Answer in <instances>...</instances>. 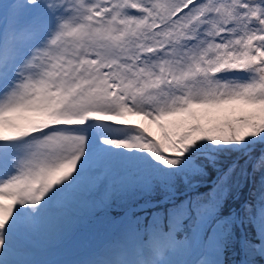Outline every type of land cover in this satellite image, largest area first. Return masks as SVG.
Here are the masks:
<instances>
[{"label": "snow or ice", "instance_id": "1", "mask_svg": "<svg viewBox=\"0 0 264 264\" xmlns=\"http://www.w3.org/2000/svg\"><path fill=\"white\" fill-rule=\"evenodd\" d=\"M74 207L151 228L89 264L264 258V0L0 2V264Z\"/></svg>", "mask_w": 264, "mask_h": 264}, {"label": "rangeland", "instance_id": "2", "mask_svg": "<svg viewBox=\"0 0 264 264\" xmlns=\"http://www.w3.org/2000/svg\"><path fill=\"white\" fill-rule=\"evenodd\" d=\"M0 2L11 4L15 0H0ZM10 14L11 10L9 9ZM83 209L85 208L74 207L70 210L67 218H53L43 222L34 237L27 244L22 245L10 259L35 262V264H89L91 261L113 258L112 253L117 250L123 252L120 258H128V250L125 249V245L128 246V249H131L140 244H151L148 235L151 232L150 227L145 228L143 226L139 228L140 240L136 241L126 238L123 229L124 220L117 218L101 235L103 237L107 234L103 242L100 241L101 236H99L85 249L69 253L73 240L82 235L81 230H76V227L74 230L73 225L82 214ZM89 234L91 235L92 232H89ZM187 239L188 234L181 237L176 236V244H184ZM136 258L142 259L144 257L138 256ZM165 258L189 260L195 257L191 252H184L177 247L170 249Z\"/></svg>", "mask_w": 264, "mask_h": 264}, {"label": "trees", "instance_id": "3", "mask_svg": "<svg viewBox=\"0 0 264 264\" xmlns=\"http://www.w3.org/2000/svg\"><path fill=\"white\" fill-rule=\"evenodd\" d=\"M260 152V146L257 145L255 152L253 153V155H258ZM259 179V173H257V180ZM252 187L251 182L249 181L245 187L242 190L241 196L242 198H246L248 196L249 193V189ZM184 189V185L180 184L178 191H182ZM203 190V189H201ZM164 193L157 190L155 192H153L151 194L150 197H154V198H160ZM185 193L183 194H179L178 196H183ZM149 198L148 196H145L143 194H137L135 195L131 201H127V202H131V203H136L142 199H146ZM231 202V201H230ZM118 203H122V202H118ZM120 209L116 208L114 209L110 214L106 215L104 213V211L100 208H95L92 209L91 211H89L88 209L83 211L82 217H81V225L82 228L81 230L85 232V230L87 228H94L97 227L99 228L98 231L104 230V228L106 227V225L109 223V221H111V219H113L115 216H118L117 213H119ZM137 215H143V213H136ZM145 223V222H143ZM142 224V223H141ZM140 226V225H139ZM177 231V236H182L183 234H186L185 232H183L182 229H178ZM98 232H96L94 235H96ZM85 237H87V233H85ZM91 239V238H90ZM90 239L87 241L89 242ZM84 240H82L81 242L79 241L77 245H75V249L83 247L84 245H86L87 242L83 243ZM241 258V252H239L238 250H229L228 253H226L225 255V259L228 261V264H239V260ZM249 259H253L255 261V264H264V258H262L260 255H252L249 257Z\"/></svg>", "mask_w": 264, "mask_h": 264}, {"label": "bare ground", "instance_id": "4", "mask_svg": "<svg viewBox=\"0 0 264 264\" xmlns=\"http://www.w3.org/2000/svg\"><path fill=\"white\" fill-rule=\"evenodd\" d=\"M107 235V234H106ZM106 235H104L102 238H100V241H103L106 237ZM100 243V242H99Z\"/></svg>", "mask_w": 264, "mask_h": 264}]
</instances>
